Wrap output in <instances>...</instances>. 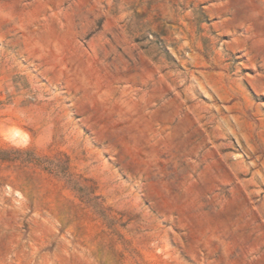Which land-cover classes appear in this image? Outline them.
Segmentation results:
<instances>
[{"label": "rangeland", "instance_id": "374dc122", "mask_svg": "<svg viewBox=\"0 0 264 264\" xmlns=\"http://www.w3.org/2000/svg\"><path fill=\"white\" fill-rule=\"evenodd\" d=\"M0 264H264V0H0Z\"/></svg>", "mask_w": 264, "mask_h": 264}]
</instances>
